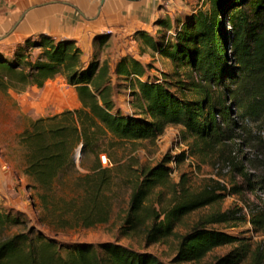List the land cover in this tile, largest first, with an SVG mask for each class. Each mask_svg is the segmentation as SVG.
Returning a JSON list of instances; mask_svg holds the SVG:
<instances>
[{"label":"trees","instance_id":"trees-1","mask_svg":"<svg viewBox=\"0 0 264 264\" xmlns=\"http://www.w3.org/2000/svg\"><path fill=\"white\" fill-rule=\"evenodd\" d=\"M166 41L137 32L143 45L167 59L183 80L151 79L149 65L125 56L114 75L127 81L131 113L118 108L107 62L81 61L72 40L39 34L26 39L7 55L0 51V91L23 93L41 89L57 76L73 87L80 107L32 121L19 136L25 148L24 175L30 178L41 210L58 228H92L108 223L113 211V168L102 167L97 151L110 137L118 142H154L170 126L183 129L190 156L212 154L239 181L228 189L213 182L200 191L170 180L167 165L184 161L181 153L142 169L131 187L120 232L145 229L147 245L172 235L182 219L225 197L244 192L264 194V0H205ZM163 24V23H162ZM168 28V26H164ZM239 141V143H237ZM96 156L90 173L75 177L76 195L58 196L55 182L63 171L75 169L74 153ZM248 147L250 154H243ZM252 153V154H251ZM246 222L240 209H228L199 220L178 243L176 262H198L213 249L240 244L215 264H241L249 248L211 226L235 227ZM262 230L264 209L250 218ZM19 215L0 208V232L18 225ZM41 234L19 233L0 241V264H164L154 255L118 244H84L66 248ZM252 264H264L261 257Z\"/></svg>","mask_w":264,"mask_h":264},{"label":"rangeland","instance_id":"rangeland-1","mask_svg":"<svg viewBox=\"0 0 264 264\" xmlns=\"http://www.w3.org/2000/svg\"><path fill=\"white\" fill-rule=\"evenodd\" d=\"M200 8H207L202 4ZM192 15V14H191ZM189 18V17H188ZM170 37L168 38V41ZM142 60L149 65L148 75L151 79H162L163 74L168 75V80L175 82L183 80V70H177L168 60L158 54L143 49ZM118 85L113 99L118 108L131 113L129 107L130 94L127 81L114 78ZM48 92L42 89L28 88L23 93L0 91V154L11 163L17 171L16 175L6 185L0 182V208L13 214L18 213L20 223L11 226L8 230L0 232V241L19 233L32 231L49 239L55 240L65 255L66 248L90 244L98 246L105 243L118 244L140 253L154 255L164 264H215L225 257L240 244L226 245L213 249L198 262H176L177 248L180 238L202 218L228 209H240L246 222L235 227L215 225L211 228L220 230L230 236L237 237L243 246L249 248L246 259L241 264H252L256 257H261L264 263V227L259 230L250 218L264 209V194L260 191L240 195L225 193L222 201L208 206L184 217L174 229V235L156 244H146L145 229L141 228L128 236L122 235L121 227L128 209L131 187L136 182L140 171L152 168L164 161L166 157H176L181 153L188 156L184 161L172 160L167 166L172 169L170 180L179 183L185 176L186 186L193 191H200L208 185L218 182L228 189L233 182L239 181L231 174L228 166L218 163L217 157L212 154L206 156H190L189 144L183 141V129L179 126L167 127L162 136L154 142H118L106 137L97 149L99 163L102 167L113 168V211L108 223L96 225L92 228H58L50 218L41 210L35 198L37 190L34 182L24 175L26 150L19 145L18 136L29 127L30 123L39 118L51 117L65 110H74L76 107L71 100L73 91L67 87L65 79H59ZM57 89L58 93H55ZM10 93L25 96L22 102L14 100ZM27 93V94H25ZM239 143V141H237ZM243 154H250L248 147H242ZM252 154V153H251ZM105 158L106 163L102 162ZM75 169L72 172L63 171L55 182L58 196L66 199L77 194L73 187L75 177L90 173L92 166L97 164L94 154H81V147L74 153Z\"/></svg>","mask_w":264,"mask_h":264},{"label":"crops","instance_id":"crops-1","mask_svg":"<svg viewBox=\"0 0 264 264\" xmlns=\"http://www.w3.org/2000/svg\"><path fill=\"white\" fill-rule=\"evenodd\" d=\"M204 1L0 0V51L9 55L17 45L39 34L56 40H72L81 51L83 65L94 59L100 64L107 62L113 84L117 85L114 78L118 77L113 72L122 57L130 56L145 65L142 51L149 49L143 45L137 32H145L154 38L164 37L166 41L170 37L171 41L172 36L168 33H175ZM59 79L64 77L47 81L41 88L43 92L49 91L48 85L53 88L51 86ZM67 87L74 93L71 99L74 106L79 108L74 88ZM54 91L58 93L57 89ZM10 96L19 102L25 98L14 93ZM16 173L11 163L0 154V182L9 185L7 183Z\"/></svg>","mask_w":264,"mask_h":264},{"label":"built area","instance_id":"built-area-1","mask_svg":"<svg viewBox=\"0 0 264 264\" xmlns=\"http://www.w3.org/2000/svg\"><path fill=\"white\" fill-rule=\"evenodd\" d=\"M5 1H10V2H17V1H19V0H5ZM168 35H171V36H173L174 35V33H168ZM102 162L105 164L106 163V161H105V158L103 157L102 158Z\"/></svg>","mask_w":264,"mask_h":264}]
</instances>
